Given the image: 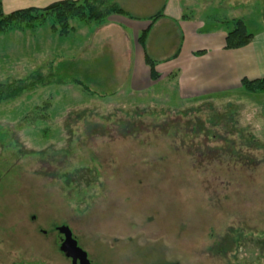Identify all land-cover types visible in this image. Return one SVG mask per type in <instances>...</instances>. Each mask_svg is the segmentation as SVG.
Masks as SVG:
<instances>
[{
    "label": "rangeland",
    "instance_id": "1",
    "mask_svg": "<svg viewBox=\"0 0 264 264\" xmlns=\"http://www.w3.org/2000/svg\"><path fill=\"white\" fill-rule=\"evenodd\" d=\"M51 25L0 33V82L34 84L0 103V264H72L62 225L91 264H264V90L115 95L121 38L82 66Z\"/></svg>",
    "mask_w": 264,
    "mask_h": 264
},
{
    "label": "crops",
    "instance_id": "2",
    "mask_svg": "<svg viewBox=\"0 0 264 264\" xmlns=\"http://www.w3.org/2000/svg\"><path fill=\"white\" fill-rule=\"evenodd\" d=\"M60 0H3L5 13L46 7ZM125 13L111 14L101 23L74 24L67 39L77 41L75 58L92 54L94 38L112 31L118 54L129 64L126 82L115 95L155 89L163 80L176 86L180 98H205L242 89V79L264 77V23L257 13L259 0H112ZM258 4V5H257ZM162 11L161 17H150ZM243 19L254 37L250 44L226 49L232 21ZM148 30L145 46L139 36ZM72 36V38H71ZM198 51H204L197 55ZM146 53L157 62L160 78H151ZM121 64V63H120ZM119 64V65H120ZM81 66V67H82ZM173 87V86H171ZM114 93H112L113 95ZM114 95V96H115Z\"/></svg>",
    "mask_w": 264,
    "mask_h": 264
},
{
    "label": "trees",
    "instance_id": "3",
    "mask_svg": "<svg viewBox=\"0 0 264 264\" xmlns=\"http://www.w3.org/2000/svg\"><path fill=\"white\" fill-rule=\"evenodd\" d=\"M123 14L124 10L112 0H60L51 3L46 7H28L12 11L9 14L4 13L3 0H0V33L19 29L36 28L51 22L53 31L61 36L69 35L73 30L70 24L72 19H78L85 24L101 23L111 14ZM162 11L150 17L152 21L161 17ZM232 29L228 31L226 37V49H236L250 44L253 40V33L249 32L245 22L242 19L232 21ZM148 30L142 32L139 36V43L144 47L146 43ZM204 51H198L197 55ZM146 62L151 69V78L159 79L161 76L156 69L157 62L146 53ZM38 79L43 77L37 75ZM29 79H13L6 82H0V103L14 99L24 93L30 86ZM72 82L84 85L90 89L81 79L73 78ZM65 79H57V82H63ZM242 87L250 91L264 90V77L242 79Z\"/></svg>",
    "mask_w": 264,
    "mask_h": 264
},
{
    "label": "water",
    "instance_id": "4",
    "mask_svg": "<svg viewBox=\"0 0 264 264\" xmlns=\"http://www.w3.org/2000/svg\"><path fill=\"white\" fill-rule=\"evenodd\" d=\"M57 229L64 236L60 250L72 260V264H91L88 253L79 246L71 229L66 225L59 226Z\"/></svg>",
    "mask_w": 264,
    "mask_h": 264
}]
</instances>
